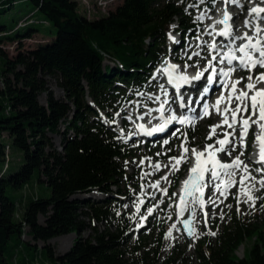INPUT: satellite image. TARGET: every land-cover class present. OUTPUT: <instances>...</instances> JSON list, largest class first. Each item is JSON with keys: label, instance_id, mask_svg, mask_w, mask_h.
I'll return each instance as SVG.
<instances>
[{"label": "trees", "instance_id": "16d2710c", "mask_svg": "<svg viewBox=\"0 0 264 264\" xmlns=\"http://www.w3.org/2000/svg\"><path fill=\"white\" fill-rule=\"evenodd\" d=\"M21 2L33 9L11 18V25L0 24V42L31 38L39 33V22L51 23L56 35L28 50L18 46L12 57L0 49V162L5 163L8 148L22 157L16 169L7 164L0 170V264H181L184 258L175 245L167 253L153 245L140 256L143 240L130 244L132 223L111 204L121 183H130L124 163L130 152L102 124L88 99L110 114L126 98L121 86L142 89L166 53L168 27L176 22L182 37L193 32V12L185 11L183 0H121L106 15L90 19L78 12L77 0H0V14ZM39 13L42 18L36 19ZM48 77L64 98L49 90ZM52 134L60 135L61 151ZM35 182L44 183L49 194H26ZM92 190L104 197H83ZM109 220L113 231L91 224ZM229 221L195 251L196 263L264 264V215L258 223L240 216ZM90 225L93 234L81 237ZM74 231L72 246L54 255L47 242ZM247 238L252 244L238 258L235 252Z\"/></svg>", "mask_w": 264, "mask_h": 264}, {"label": "snow or ice", "instance_id": "6c2138e0", "mask_svg": "<svg viewBox=\"0 0 264 264\" xmlns=\"http://www.w3.org/2000/svg\"><path fill=\"white\" fill-rule=\"evenodd\" d=\"M217 2L218 0H210L213 6ZM248 2L252 4V7L248 9L247 17L244 20L246 31L240 35L235 34L236 30L232 25L234 17L229 13L228 6L233 5L243 9L242 0H223L224 7L218 10L216 18L209 16L207 10L195 17L194 23L203 21L205 18L212 20V23L203 29L206 35L212 37V42L204 41L202 37L198 36L197 40H200L201 43L196 47L199 50L192 52L191 55H188L184 50L182 52L188 61H191L193 57L204 60L205 66L200 69L198 61L191 65L188 63L178 65L168 60L162 61L161 66L151 77L153 81H156L153 87L158 88L160 94L147 97L150 101L159 102L158 107L147 108L142 115L135 116V119L131 112L126 116L121 112L115 113V116L121 120L134 123L137 131H134L132 135L143 134L148 137L157 133H165L174 122L188 126L194 125L199 119L210 117L213 113L221 117L218 124L209 126L210 131L205 138L213 140L215 137L214 143H206L202 150L196 147L189 148L187 132H182L180 128H174L171 130V135L180 138L181 141L177 146L180 151L179 156H169L168 152L172 149H168L166 152L156 153L157 156H168L167 164H161L160 161L153 162L151 157H142L139 161L138 166L142 169L140 179L153 175L164 168L168 170L160 180L149 185H141V189L151 187L167 196L168 189L159 187L161 180L171 184L173 181L169 180V175L178 173L182 163H188L190 159H194L187 177L181 181L179 193L172 194L174 197L178 196V201L174 205L177 220L189 236L196 233L197 213H203V224L207 227L208 213L204 211L205 205L216 206L222 203L219 197L227 198L232 187H237L235 196L237 206L242 202V197L244 203H254L257 198L253 196V192L264 189V88L258 87L259 84L264 83V72L253 75L257 67L264 68V27L261 24L264 22V0H259V3L256 0H248ZM199 3L204 4L205 0H199ZM196 6L195 4L189 5V7ZM185 11H188L187 7ZM216 37H223L224 40L218 44ZM169 39L173 43L179 44V41L171 34H169ZM189 67L197 68L194 75L187 74ZM236 71L249 73L246 78L247 83H244V77L232 79ZM157 75L166 78V84L172 86L175 91L170 94L165 83L157 79ZM242 83H244V87L240 88L239 85ZM184 86H189V91L198 94V98L194 99L192 95L183 93L181 90ZM211 90H218L221 94L214 103L209 104L204 100ZM139 94L145 95L144 93ZM201 104L202 108L198 111L194 105ZM174 107L178 110H186L191 115L183 113L177 115ZM153 113H159V116L153 115ZM165 113L170 114L165 115ZM149 117L151 118L148 121L150 126L136 122ZM152 120H159V123L152 124ZM104 122L117 123L116 120L108 119H105ZM253 126L257 129L253 133V144L257 148V159L254 163L260 165L255 169H251L249 164L241 159L247 149V137ZM221 128L225 130L218 132L217 130ZM237 131L239 132L238 136ZM120 138H124L123 131H121ZM127 142L125 139V143ZM169 143V139H164L162 146ZM238 147L241 149L239 155L232 157V153ZM222 155L231 157V159L227 162L222 161L220 159ZM146 163L151 171H143ZM253 171L259 174V178L252 174ZM257 185L260 187L257 188ZM207 188L213 190V195L206 201L204 196ZM144 203L143 199H138L133 204L137 213L140 212L141 205ZM160 203H163V200ZM158 206L157 204L148 208V214L151 215ZM169 207L171 208L173 205L170 204ZM185 213H188L187 218L181 219ZM144 219L146 218L141 216V224H138L137 227L142 226ZM173 229L180 231L177 224L173 223L164 234L165 238L172 236ZM208 234L215 235L214 232Z\"/></svg>", "mask_w": 264, "mask_h": 264}, {"label": "rangeland", "instance_id": "374dc122", "mask_svg": "<svg viewBox=\"0 0 264 264\" xmlns=\"http://www.w3.org/2000/svg\"><path fill=\"white\" fill-rule=\"evenodd\" d=\"M78 1V12L84 14L87 18L95 19L101 16H104L108 13V9L110 6L114 9L115 6L120 3L121 0H114L107 8L103 6L98 5V0H77ZM109 1V0H108ZM117 1V2H116ZM185 1L188 11L193 10L195 13V17L199 15L202 11L207 10V12H210L211 6L210 0H205L204 4H200L199 0H183ZM116 2V3H115ZM248 0H246V4H248ZM190 4L197 5L196 7H189ZM216 3L214 4L215 7ZM213 7V5H212ZM230 8V9H229ZM33 9V6L29 3H18L13 8H11L9 11H6L5 13L0 14V24L6 23L8 25H11V18L14 17H21L27 14L30 10ZM106 9V10H105ZM196 9V10H195ZM228 10L230 11H237L234 7H228ZM187 11V12H188ZM212 18L213 15L209 14ZM36 19L42 18V15L36 14L34 16ZM236 20V19H233ZM43 21V20H41ZM236 22V21H234ZM232 21V23H234ZM199 23V22H198ZM201 25V27L196 28L193 33L187 35L185 38L182 36H179L177 31V24L173 23L169 26L166 40H165V49H166V55L163 58L164 60L171 61L173 56L178 57H184L186 60V56L183 55L182 50L186 51L188 55H191L192 52L198 51L197 47H192L191 45L197 44L198 41L197 37L200 36L201 32L203 31L204 25ZM238 24V23H236ZM36 26L39 29V33L36 32L32 35L31 38L22 39L20 43L18 41H11V40H4L0 42V49L4 51L8 57H12L17 52V47L21 46V50H28L34 47L38 42L51 40L56 35V28L49 22H39L36 24ZM175 26V27H173ZM169 34H171L177 41H179V44H173V41L169 39ZM196 36V38L194 37ZM183 43L184 45L181 46L180 43ZM176 45V51L172 50V46ZM168 53L171 54V56H168ZM198 57H193L191 61H188L186 63L188 64H195L198 61ZM162 61V60H161ZM161 61L158 62V64L161 63ZM184 64V63H183ZM247 74H245L243 77L245 78L244 83H247ZM152 75H150V78L147 79V82L144 86L148 88H152V82L151 79ZM240 78V77H235ZM244 83L240 84V88L244 87ZM47 87L49 90L53 92V95L57 98H64V93L62 89L56 84V81L52 78H47ZM153 89V88H152ZM121 92L125 93V97L133 94V88H127L125 86H121ZM137 95H140L139 92L136 93ZM145 94V93H144ZM154 96L157 95L155 92L152 93ZM145 96V95H143ZM149 96V95H147ZM46 99V94L42 93L39 96V101L41 103H44ZM88 101L94 106V108L97 111V115L99 116V120L103 124L111 125L113 126V123H105V119H107V116L104 114L103 111H100L96 108V106L88 99ZM135 102V100H134ZM157 106V105H156ZM126 107V106H125ZM234 107V105H233ZM115 113H117V109L112 112L111 117H113V120H116L117 123L116 126L114 125L112 127V131L114 132L115 138L120 142L123 143L126 147H128L130 156L127 160L124 161L126 164V170L127 174L131 175L130 183L125 185V183H121L119 186V190L115 193H113V201L111 202L112 205L115 206L117 212L125 213L126 216L130 219L132 225L129 228V235L131 237L130 244H133L134 239L141 238L143 240L144 246L141 249V251L138 252V255L142 256L147 250H150L152 246H162L165 253L169 252V249L171 246L175 245V249L177 252H180V255L184 258L182 260L181 264H197L195 259V251L203 245L205 242H209L210 240H214L216 234L218 233V230H222L226 225L230 224V219L233 216H240L244 218H252L257 219L258 223L260 219H262L264 215V189L259 191H254L253 196H255L257 199L253 202L244 203L243 197L241 198V203L237 206V202L235 199L236 193H237V187L234 190V193L229 196L227 200H223L222 203H220L217 206L210 205V207L205 210L208 213V225L207 227L204 226L203 220L204 216H202L200 219H196L195 228L196 233L193 236H187L186 232L183 230L182 225L179 223L176 217L175 212V206L172 209V212L168 210L169 203H166V205L163 207L160 203L162 199V193L158 192V190H152L150 187H145L141 189V185H149L157 180H159L162 176L165 175V173L168 171L167 169H162L159 172H157L155 175L156 177H152V175L140 179L142 174V169L138 166L139 161L142 157H159L161 160L164 159V161H160L161 164H167L168 163V157L167 156H157L156 153L158 152H166L168 149H172L170 152H168V155L171 156H179L180 151L178 149V145L180 144V138L173 137L168 145V147H163L161 144L155 146L154 144H140L139 146L136 145L135 141L127 142L125 143V139L128 138V136L135 131L134 124L131 122H127L128 124L124 129L120 127V119L119 117L115 116ZM71 116V115H70ZM69 116V117H70ZM97 116L93 114L91 116V119L96 118ZM221 120L220 117H214V118H208L201 122H196L194 125L185 128L181 130L182 132H187L188 136V147H196L197 149H203L204 145L206 143H214L215 138L213 140H206L210 129V125H215L219 123ZM64 129V124L61 123L60 130ZM190 130V132H189ZM225 129H220V132H223ZM121 131L124 132V138H120ZM257 131L256 127H254L250 131L251 141L248 143L249 149L254 150V144H253V133ZM69 134H72V130H69ZM51 141L55 148L60 151L61 145H60V135L52 134ZM4 140L6 143H9L11 140L8 138L7 135L4 134ZM241 149L238 147L235 152L232 153V157H235L239 155V152ZM251 151V150H250ZM248 160L251 161V152L246 154ZM231 158V157H230ZM21 154L17 151H14L11 148L6 149V156H5V163L0 162V170L7 167V164L11 166V169H16L17 166L21 162ZM135 161V163H133ZM189 160L188 163L185 164L184 170H181L178 173H175L174 175H169V180L173 181L171 183L172 187L170 188V194L176 193L178 191L177 185L180 183L181 179L186 177V174L188 172V167L190 165ZM127 162V163H126ZM156 162V161H155ZM146 166V165H145ZM144 166L143 171H151V169L146 168ZM255 168V166H252ZM253 169V168H251ZM254 176H257L259 178V174L253 171L252 173ZM170 185L166 182L164 186H161L160 189L166 188V186ZM257 188L260 186L257 185ZM26 194H29V192L36 193L40 196H47L49 194V188L46 187L44 183H37L31 184V187L26 188ZM149 192V196H142L143 194ZM213 195V192H212ZM211 195V196H212ZM75 197V196H74ZM85 198H90L93 200H100L104 196L101 195L99 192H95L94 190L91 191L89 194L84 195ZM152 197V198H151ZM178 197V196H177ZM210 197V196H209ZM138 199H143L145 201L144 205H141V209L144 210L143 214H137L135 207L133 204L137 202ZM221 200V199H220ZM159 205L155 208L154 212L149 215L147 212V209L150 207H153L154 205ZM127 205V207H125ZM231 206V207H229ZM239 209V210H238ZM164 211V212H163ZM134 216V218H133ZM141 216H144L146 219H144L142 226L137 227L138 224H141ZM169 216H171V219H169ZM188 216V214H187ZM186 217H182L181 219H185ZM222 217V218H221ZM39 221L41 223L44 222V218L42 216H39ZM253 224V220L251 221ZM176 223L177 227L180 228V231H177L176 229L172 230V236L165 238V233L168 231L169 227ZM95 228L98 230H104L109 229L113 231L114 228V222L112 220L109 221H103L99 223H93ZM93 226L90 225V227L86 228L82 233L81 237L86 238L93 234ZM214 232L215 235H210L208 233ZM77 237V232H71L66 235H61L58 237H55L47 242L49 244L50 249L54 253V255H61L64 252H66L73 244ZM23 238L25 240H30L31 238L27 235H23ZM37 246L41 247L43 245V242H36ZM252 244L251 239H245L244 243L239 246L235 254L238 258H242L244 256V249L246 247H249V245ZM133 254L130 250L126 252V258L127 260H131L133 258Z\"/></svg>", "mask_w": 264, "mask_h": 264}, {"label": "bare ground", "instance_id": "6f19581e", "mask_svg": "<svg viewBox=\"0 0 264 264\" xmlns=\"http://www.w3.org/2000/svg\"><path fill=\"white\" fill-rule=\"evenodd\" d=\"M114 0H98V5L99 6H103V7H105V8H107V6H109L112 2H113ZM246 0H242V3L244 4V7H243V9H241V8H239V7H236L235 6V9H237V11H231V12H229V13H231V14H233V17H234V19H236L235 21H236V23H238V24H233V28L236 30L235 31V34L236 35H240L241 33H243L244 31H246V29L244 28V20H245V18L247 17V14H248V9L250 8V6L248 5H246ZM217 6H215V7H213L212 9H211V14L212 15H214V17L213 18H216L217 17V15H218V10H219V8H222V5H223V1L222 0H218V3L216 4ZM230 6V5H229ZM106 10V9H105ZM210 13L208 12V15H209ZM210 16V15H209ZM208 21V23L206 24V26L208 25V24H211L212 23V20L211 19H208V18H205V20H203V21H201V23H204V22H207ZM211 22V23H210ZM205 26V27H206ZM204 27V28H205ZM218 28H219V26H217ZM200 35V37H202V39L204 40V41H207V42H209L210 43V40H212V37L211 36H209V35H206L203 31L201 32V34H199ZM249 35H251V32H249ZM219 38V39H218ZM218 38H216V42H217V39H218V44L219 43H221L223 40H224V38H220V37H218ZM201 43V41L199 40L198 41V44H200ZM195 46H197V44H194V45H191V48L192 47H195ZM204 66H205V61L204 60H202L201 59V62L198 64V67L199 68H201V69H203L204 68ZM158 76V75H157ZM153 84H152V87H153V85L155 84V81H153L152 82ZM258 87H261V88H264V83H262V84H259L258 85ZM154 88H156V87H154ZM221 93H220V91H218V90H211L210 91V93L208 94V96H219ZM197 98V97H196ZM220 117V116H219ZM221 118V117H220ZM134 128H135V126H133ZM255 126H253L252 127V129L254 128ZM251 129V130H252ZM250 130V131H251ZM73 134V133H72ZM71 134V135H72ZM133 135H132V133L129 135V137H132ZM254 149H255V147H254ZM157 158L158 157H152V160H153V162H154V160H157ZM220 159L222 160V161H229L231 158L230 157H227V156H220ZM241 159L245 162V163H247V164H249V167L250 168H252V166H254V164H253V162L252 161H250V160H248V158H247V156H246V154H244V156H242L241 157ZM194 163V159H191V161H190V165H189V167H188V170L191 168V166H192V164ZM185 164L186 163H182L181 164V170H184V168H185ZM146 166V168H148L147 167V163L145 164ZM180 170V171H181ZM179 171V172H180ZM154 174H156V173H154ZM153 174V175H154ZM152 175V176H153ZM187 175H188V172H187V174H186V177H187ZM185 177V178H186ZM185 178H183V179H185ZM237 179H238V175H237V177H236ZM183 179H181V181L183 180ZM160 180V179H159ZM181 181H180V183L177 185V187H179V189L181 188ZM164 184H166V181H163V180H161V182H160V186H163ZM159 186V187H160ZM172 187V185H170V188ZM151 188V187H150ZM152 190H155V189H153V188H151ZM236 189V187H232L230 190H229V195H228V197L227 198H225V200H227L228 198H229V196L231 195V194H233L234 193V190ZM262 190V189H261ZM179 191L180 190H178V191H176V193H179ZM158 192H160V191H157V193ZM212 192H213V190L211 189V188H209V190H206L205 191V196H204V198H205V200L207 201V199L209 198V196H211L212 195ZM218 195V194H217ZM167 196H168V194H167ZM167 196H164L163 194H162V199H163V202H166L167 201ZM170 200L171 201H174V203H176L177 201H178V197L177 196H173L172 194H170ZM152 198V197H151ZM222 198L223 197H219V199H221V201L223 202V200H222ZM220 204V203H219ZM218 204V205H219ZM217 206V205H216ZM210 207V205H208V204H206L205 205V209H204V211L205 210H207L208 208ZM168 210H170V207L168 208ZM175 212H176V210H175ZM144 213V210L143 209H140V212L139 213H137V214H143ZM187 214L188 213H185V215H184V217H186L187 216ZM203 216V213L202 212H198L197 213V216H196V219H200L201 217Z\"/></svg>", "mask_w": 264, "mask_h": 264}, {"label": "water", "instance_id": "95a60500", "mask_svg": "<svg viewBox=\"0 0 264 264\" xmlns=\"http://www.w3.org/2000/svg\"><path fill=\"white\" fill-rule=\"evenodd\" d=\"M187 236H189L187 233H186Z\"/></svg>", "mask_w": 264, "mask_h": 264}]
</instances>
